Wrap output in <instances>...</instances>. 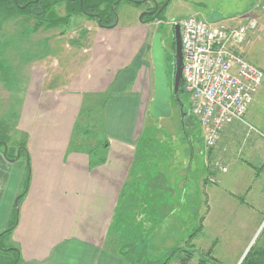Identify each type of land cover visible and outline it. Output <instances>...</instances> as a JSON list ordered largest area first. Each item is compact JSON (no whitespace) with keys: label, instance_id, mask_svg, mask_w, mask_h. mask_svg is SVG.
I'll list each match as a JSON object with an SVG mask.
<instances>
[{"label":"crops","instance_id":"obj_1","mask_svg":"<svg viewBox=\"0 0 264 264\" xmlns=\"http://www.w3.org/2000/svg\"><path fill=\"white\" fill-rule=\"evenodd\" d=\"M254 5L235 16L244 19ZM145 25L81 22L75 29L86 43L69 42L65 32L55 35L49 28L51 35L28 47V55L16 51V63L26 66L15 121L26 135L19 141L26 156L0 148V235L15 223L0 236L14 256L0 249V264L12 258L16 264H133L134 255L158 264L175 248L210 253L218 264H239L251 248H264V137H245L239 123L226 127L208 153L211 165L220 162L224 172L208 165L204 139L200 147L192 135L162 133L158 143L178 138L184 147L156 153L146 145L152 98ZM44 28L39 32L46 33ZM67 53L78 55V72L65 75L59 68L45 84V73L36 69L46 68L47 59L62 66ZM263 83L245 118L264 132ZM104 93L107 135L101 152L93 154L77 145L82 140L73 129L86 94ZM164 239L176 241L165 247Z\"/></svg>","mask_w":264,"mask_h":264},{"label":"rangeland","instance_id":"obj_2","mask_svg":"<svg viewBox=\"0 0 264 264\" xmlns=\"http://www.w3.org/2000/svg\"><path fill=\"white\" fill-rule=\"evenodd\" d=\"M156 1L157 4L159 3L158 6H160V3L165 0ZM24 2H26V0ZM17 3L21 6L23 5V7H18ZM253 3L255 4L254 9L251 10V8H249L247 10L248 19H246V17L243 19V21L250 19L256 20V28L252 35V43L249 46H244L240 50L242 51V55L245 56L249 62L257 65L264 71V35L262 34V28L264 27V10L261 6L264 3V0H171L168 2L164 10H162L160 16H158L160 19H153L152 21L147 22V25L143 27L145 33L144 35H147L145 44L147 47L146 61L149 67V74H147L150 86L149 96L152 98L154 88L153 67L150 51L155 32H161L162 34L161 42L164 53L166 76L170 87V85L172 86L175 71L173 59L174 52H172V49L174 51V48H172L174 42L173 27L171 23L172 20L175 18L188 17L189 15H196L198 17L202 15V17L207 20L225 19L230 16L239 15L243 11L245 12L246 8ZM69 4H71L74 8L80 3L76 2L75 5L74 2L71 1ZM71 5H67L65 2L55 5L53 7L54 15L66 17L71 10ZM153 7L154 4L152 1L137 3L129 0H117V3L114 5L115 20L117 18V23L119 25L135 21L140 23L139 15L147 10H152ZM100 8H104V3L101 4ZM28 9H24L23 0H0V148L6 150L8 147V149L11 150L10 154H14L15 156H17L18 151H20L21 155L26 156V150L24 149L25 145L23 142L19 144V141L21 142L26 135L17 131L15 126V121L18 117L20 108H22L20 104L22 101V91L24 90L26 83V75L24 74L26 66H19L14 57L18 55L16 51H19L20 55L21 52L24 53V55H28V47L33 49L44 36L46 37L51 35L49 28H44V30H48L44 34H42L43 31L39 32V29L42 28L38 27L40 22L34 17L35 15L29 13ZM81 22L94 24L95 20L85 15H77L71 12V16L67 23L54 27V31H56V33H53L57 35L60 30L66 33V37H69V42L76 39L77 41L81 40V42L86 43V36H83L82 33H79L75 29ZM38 48L39 51L44 52L42 47L38 46ZM66 49L68 52L71 51L70 44ZM73 57L76 58L73 60ZM81 57H85V55L81 54ZM77 59L78 55L76 53H67V55L62 58V63L65 62L62 66L61 60L47 59L49 63L48 65L46 63V68L38 67L36 70H42L43 73H45V75H42L41 77L45 84H47L48 81L52 80L55 74L57 75L59 72L58 70L60 69L65 75H75L79 69V67L74 64ZM4 68H6L7 71L4 70ZM17 68L23 71V74L18 73ZM87 97H85L86 99L84 98L85 103L82 106L81 113L79 114L75 128L73 129V137L81 138L82 142L77 143L78 146L83 145L86 148L94 149L91 150V153L96 154L100 151L105 135H107V132H105L106 127L103 118V104L105 99H108L109 97L107 98L106 95L102 96L99 94H91ZM187 99L188 95L187 93H184L185 106L187 105ZM172 105V114L170 117L153 119L152 117H149V114H146L145 116L144 135L148 136L146 145L149 146L150 152L154 151L159 153L166 151L169 146L171 147L173 145L181 148L184 147L180 146L183 143L178 138H174L170 144L158 143V141L163 139L161 136L162 133L165 135L176 134L180 136L181 139L182 137L184 138L192 135L195 137V144L200 147L203 146L204 135L202 129L199 127V124L191 118H187L185 122V116L187 115L186 108L183 106L182 112L180 113L178 104L175 102V104ZM102 128L105 131H103ZM257 129L260 130L259 128ZM261 132L264 134L263 131ZM254 136L257 137L259 134H255ZM17 146H19V150L16 148ZM206 150V159L208 160L207 163L208 165H211L208 153L211 154L213 148H206ZM202 162H204V157ZM211 166L214 168L213 163ZM192 173L193 172H191V174ZM191 174L190 176L192 177L193 175ZM15 208L17 209V205H15ZM175 241L176 240L174 239H164L163 245L167 247L169 243L173 242V244H175ZM12 250L13 249L6 251V254L14 256V252ZM191 252V256H188L190 259L187 264H218L217 260H215L213 255H210V253L205 254L203 252L199 255L197 253H193V249H191ZM141 257L142 256L140 255H134L133 261L134 259H136V261L133 262V264H139V258L145 260V258ZM169 257L164 255L157 263L164 264L167 262L166 264H170L171 262V264H176L177 262V264H183V258H181L182 255L176 254L171 256V258ZM12 259L14 260L15 258ZM223 263L228 264L225 261H223Z\"/></svg>","mask_w":264,"mask_h":264},{"label":"built area","instance_id":"obj_3","mask_svg":"<svg viewBox=\"0 0 264 264\" xmlns=\"http://www.w3.org/2000/svg\"><path fill=\"white\" fill-rule=\"evenodd\" d=\"M261 6L264 10V3ZM171 23L172 27L179 26L182 85L188 95L190 114L201 125L205 148H214L221 132L234 123L244 127L245 136L264 137L245 118L247 107L264 80V71L247 61L240 50L252 43L256 20L243 21L238 16L207 20L189 15ZM214 167L226 171L220 162H215Z\"/></svg>","mask_w":264,"mask_h":264},{"label":"trees","instance_id":"obj_4","mask_svg":"<svg viewBox=\"0 0 264 264\" xmlns=\"http://www.w3.org/2000/svg\"><path fill=\"white\" fill-rule=\"evenodd\" d=\"M24 1L25 0H23V3L25 5L24 9L29 8L28 9L29 13L35 15L34 17L39 20L40 23L38 24V27L45 26V28H54L57 25L67 23V21L69 20V18L71 16V12H73L75 14H83L89 18L94 19L95 21H98V19H99L100 23H101L100 25L103 27H109L115 21L114 5L117 3V0H26V2H24ZM71 1L74 2L75 5H76V2H78L80 4H77V6L74 5L75 7L73 8V6L71 4H69V2H71ZM129 1L135 2L134 0H129ZM62 2H65L67 5L72 6L71 10L69 11V13L67 14L66 17H59L57 15H54V13H53V7L57 4L62 3ZM102 3H104V8H100ZM162 3L163 2H161L160 5ZM153 9H154V7L152 8V10ZM87 13L98 14V17H94L93 15L89 16ZM160 14L158 16H160ZM158 16H155V14H154L152 16V18H149L148 15L145 14L142 17V19L144 20V22L147 23V22H150L156 18L160 19V17H158ZM172 48H174V42H173ZM172 52H174L173 49H172ZM170 87H171V85H170ZM184 93L185 92H184L183 86L181 85L179 88L178 96H179V99L182 102L183 106L186 108L187 115L185 116V122H186L187 118H191L192 120H195V118L190 114L188 99H187V105L185 106ZM88 95H91V94H86L85 97H87ZM99 95H102V96L106 95V97L108 98V95L106 93L99 94ZM87 98H90V97H87ZM106 101H107V99H105V102L103 104L104 107H105ZM174 101L177 104V101L171 92V95H170V105L171 106H173L172 104H175ZM84 103H85V101L83 102V105H84ZM22 193L23 194L25 193L24 190L22 191ZM15 215H16V213H15ZM14 225H15V223H12V225L8 229L3 231V233L1 235L4 236L7 233H9L13 229ZM187 244H188V246H192L191 245V239L189 241H187ZM0 249H3L5 251L8 250V248L4 247L3 244H1V243H0ZM179 251H181V250H179L178 248H175L172 251V253H173V255H176V254L182 255L181 258H183V260H182L183 264H187V262L190 259V258H188V256L189 255L191 256L192 252L190 251V252H187V254H185V253L181 254ZM167 257H169V256H167ZM144 261H145V263H144ZM16 263H17V260L14 259L11 264H16ZM166 263L167 262H165L164 264H166ZM134 264H136V263H134ZM139 264H150V263H147L146 260H142L139 258ZM240 264H264V248L263 249L262 248L261 249L251 248L246 253V255L244 256V258L242 259Z\"/></svg>","mask_w":264,"mask_h":264},{"label":"water","instance_id":"obj_5","mask_svg":"<svg viewBox=\"0 0 264 264\" xmlns=\"http://www.w3.org/2000/svg\"><path fill=\"white\" fill-rule=\"evenodd\" d=\"M134 1L137 3H143L145 1H152L154 4L153 11L151 12L145 11L139 15V21L144 22L142 17L145 14H151L154 12L155 16H158L162 12V10L166 7V5L168 4L170 0H165L160 6H158L156 0H134ZM87 14L89 16L93 15L94 17H98V14H90V13H87ZM117 22L118 21L116 18V20L111 26L112 27L116 26ZM98 24H101L99 19H98ZM161 37H162L161 32L154 33L152 44H151V51H150V57H151L152 67H153L154 88H153V96H152V99L148 107V113L151 117L155 119L171 116L172 114V109L170 105L171 92L177 101L180 113L182 112V109H183V104L180 101L179 96H178L179 88L183 84V78H182L183 57H182V50H181V43H180L179 26L178 25L173 26V38H174L173 59H174V65H175V72H174L173 82H172L171 87H169L168 79L166 76L164 53H163V48H162ZM18 155H19V151L17 153V156ZM17 199L15 200V205H17Z\"/></svg>","mask_w":264,"mask_h":264},{"label":"flooded vegetation","instance_id":"obj_6","mask_svg":"<svg viewBox=\"0 0 264 264\" xmlns=\"http://www.w3.org/2000/svg\"><path fill=\"white\" fill-rule=\"evenodd\" d=\"M17 6H18V7H23V5L21 6V5H19L18 3H17ZM24 7H25V5H24ZM147 11H150V12H151V11H153V10H147ZM146 15H148L149 18H152V16L154 15V12L151 13V14H146Z\"/></svg>","mask_w":264,"mask_h":264},{"label":"bare ground","instance_id":"obj_7","mask_svg":"<svg viewBox=\"0 0 264 264\" xmlns=\"http://www.w3.org/2000/svg\"><path fill=\"white\" fill-rule=\"evenodd\" d=\"M174 68H175V66H174ZM175 72V71H174ZM183 86V85H182ZM250 104V103H249ZM192 117V116H191ZM235 125V124H234Z\"/></svg>","mask_w":264,"mask_h":264}]
</instances>
